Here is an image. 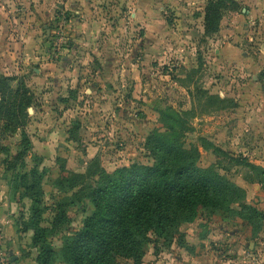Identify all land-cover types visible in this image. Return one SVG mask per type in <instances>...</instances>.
Wrapping results in <instances>:
<instances>
[{
    "label": "rangeland",
    "instance_id": "374dc122",
    "mask_svg": "<svg viewBox=\"0 0 264 264\" xmlns=\"http://www.w3.org/2000/svg\"><path fill=\"white\" fill-rule=\"evenodd\" d=\"M125 1H97L82 23L62 6L52 16L45 8L37 10L35 0L30 6L0 3V22L5 20L0 44L7 54L0 73L21 78L35 97L26 129L31 153L43 157L40 166L49 170L43 184L45 218L55 216L54 197L60 193L51 180L61 164L79 173L97 160L109 172L153 164L145 140L154 131L167 133L163 114H180L186 147L198 148L199 165L214 166L245 190L246 203L264 213V136L248 121L264 113V63L253 65L264 50L263 10H254L249 19L247 1L235 0L224 8L219 31L207 35V0ZM31 30L41 40L38 46L33 37L15 39ZM20 42L30 51L24 57ZM229 50L249 52L251 59L230 62L220 56ZM209 95L224 103H213ZM19 146V135L0 137V159L12 160ZM27 161L33 165L30 155ZM14 180L3 162L0 264H38L34 232L25 230L30 201L23 190L15 191ZM87 213L84 203L70 207V223L51 238L57 252ZM182 232L187 245L154 236L143 264H264V224L255 234L240 217L203 214L184 224Z\"/></svg>",
    "mask_w": 264,
    "mask_h": 264
},
{
    "label": "trees",
    "instance_id": "16d2710c",
    "mask_svg": "<svg viewBox=\"0 0 264 264\" xmlns=\"http://www.w3.org/2000/svg\"><path fill=\"white\" fill-rule=\"evenodd\" d=\"M236 3L207 0V35L219 31L224 8ZM34 98L21 78L0 73V137L20 136L16 155L10 161L0 159V166L5 162L14 171L15 191L23 190L22 197L30 201L25 230L34 232L38 264H121L120 259L143 264L146 246L154 236L164 243L176 239L187 245L183 225L197 222L203 214L228 213L242 218L253 233L262 231L264 213L246 203L245 190L214 166L201 167L198 148L186 147V127L180 114H163L167 133L154 131L147 136L145 148L154 159L151 165L132 163L109 172L97 160L79 173L61 164L58 177L51 180L60 193L54 197L55 216L46 219L43 184L49 170L40 166L43 157L31 153L34 145L26 129ZM209 99L224 103L217 95H209ZM174 124L181 129L176 130ZM2 149L9 152L5 146ZM76 203H84L88 213L79 230L65 235L57 252L51 238L70 223L69 209Z\"/></svg>",
    "mask_w": 264,
    "mask_h": 264
},
{
    "label": "crops",
    "instance_id": "0c3cea01",
    "mask_svg": "<svg viewBox=\"0 0 264 264\" xmlns=\"http://www.w3.org/2000/svg\"><path fill=\"white\" fill-rule=\"evenodd\" d=\"M33 1L34 0H0V3L1 5H4V3H10V7L11 6H18V4H22L24 2L27 3V6L33 4ZM36 3H35V7L37 8V10L39 9V7L41 9L45 8L46 10L48 11H51V15L54 16V8H58L60 6L62 7H65L69 12H72V13H75V17H76V21H78V23H80L81 21L83 22V14H85L87 11L90 10V6H94L96 4L97 1H100V0H35ZM248 5L250 6V10L248 9V12L249 15L250 14H254V10H263L264 12V7L263 4H264V0H246ZM94 2V3H93ZM120 2L123 4L125 3L126 1L125 0H120ZM137 1H135L134 4H136ZM99 6V5H98ZM97 6V7H98ZM141 5L137 6V7H140ZM1 8V7H0ZM57 10V9H56ZM246 11V10H245ZM56 12V11H55ZM37 14V11L34 13V15ZM247 18L251 19L253 18L251 15ZM136 17H137V14H136ZM262 20V19H261ZM264 20V19H263ZM81 22V23H82ZM0 23H5V20H3L2 22ZM7 23V22H6ZM147 24H150V20H148ZM20 30V28H19ZM27 33H23L21 32V37L19 35L18 37V34L14 35V36H17L15 37V39H21V40H26L28 41L29 39H31L32 37L34 38L35 40V44L36 46H38L39 42L41 41L40 38H36L37 36V33L36 31H26ZM13 36V37H14ZM0 39H1V36H0ZM24 45V43H18L17 45L19 46L18 49L21 50V53L23 52V57H24V52H30L27 50V45H26V48L23 49V47L21 46ZM261 44V43H260ZM2 44H0V69L4 66L3 65V61L7 58V54L4 50V47H1ZM262 46V45H261ZM30 55V54H28ZM228 57V59L230 60V62L232 61H235V60H238L237 58L239 57V60L244 62V60H249L251 59V55L249 52H246V53H240V51H234V50H229L228 51V54L224 53L223 51H220V56L222 57ZM36 56V55H35ZM253 59H256V58H253ZM259 61L257 62L255 60V63H253L254 66H256V64L258 63H264V50H262L259 54V57H258ZM239 64V63H238ZM253 98V96H252ZM248 108H251L253 109L252 107H249ZM264 113L262 114H259V115H251V118L249 117L248 121H251L253 122L254 124V129L255 131H257L258 129L259 130H262V136H264V125L261 124V121L263 120L264 121V116H262ZM263 142V148H264V141L261 140Z\"/></svg>",
    "mask_w": 264,
    "mask_h": 264
}]
</instances>
